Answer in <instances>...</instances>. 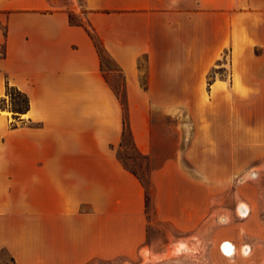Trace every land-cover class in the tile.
Masks as SVG:
<instances>
[{"label":"crops","instance_id":"1","mask_svg":"<svg viewBox=\"0 0 264 264\" xmlns=\"http://www.w3.org/2000/svg\"><path fill=\"white\" fill-rule=\"evenodd\" d=\"M80 9L86 26L48 0H0V101L8 87L28 100L0 110V264H138L152 226L213 216L210 264H264V0ZM88 32L122 75L152 220L117 157L123 109Z\"/></svg>","mask_w":264,"mask_h":264},{"label":"rangeland","instance_id":"2","mask_svg":"<svg viewBox=\"0 0 264 264\" xmlns=\"http://www.w3.org/2000/svg\"><path fill=\"white\" fill-rule=\"evenodd\" d=\"M53 10H66L69 12V21L72 24H85L82 18L77 16L76 11L84 10L81 8V0H48ZM86 26V24H85ZM102 70L107 82L116 90L118 99L124 98L126 105L125 92L123 89V78L118 68L115 66L111 58L106 54H102ZM219 68V67H218ZM222 70L215 71L211 76H227V67H220ZM218 74V75H215ZM19 102L20 106L24 105L23 99L12 93V98L7 96L5 103L0 101V110L7 106L11 110L12 102ZM127 108V107H126ZM13 113V112H12ZM125 116H126V112ZM133 141L126 136L117 150V157L124 168L135 175L145 188L146 210L149 220H152V190L149 185V173L151 167L147 159H143L133 146ZM231 210L229 219H237L236 213L232 210L235 205L228 204ZM236 210V208H235ZM220 218V217H219ZM217 217L213 216L208 219L207 225L198 226L188 231L180 232L168 225L157 224L150 228L149 232V251L144 250L142 259L138 264H210L209 253L213 243V237L217 231L215 221ZM207 262V263H206Z\"/></svg>","mask_w":264,"mask_h":264},{"label":"trees","instance_id":"3","mask_svg":"<svg viewBox=\"0 0 264 264\" xmlns=\"http://www.w3.org/2000/svg\"><path fill=\"white\" fill-rule=\"evenodd\" d=\"M88 33H89L90 38L93 40V43H94V45H95V47L97 49V52H98V55H99V59H100V62H101V68H102V63H103L102 62V54H105L106 55V52L102 48V46L99 43V41L97 40V38L91 32H88ZM212 79H213V77L212 76H209V84L211 83ZM111 88H112V86H111ZM112 89H113V91L115 92V94L117 96L116 90H114V88H112ZM123 89H124V84H123ZM12 93H15L19 98H22L23 99V102H24V105L21 107L20 104H19V102L13 101L12 104H11L12 105L11 112H13L15 114H21V113L25 112L27 110V107H28L27 97L24 94H22L19 91H17L16 89H14L13 87H8L7 88V92H6L7 96H10L12 98ZM117 98H118V96H117ZM123 100H124V98H121L119 100V102H120V104L122 106V109H123L122 140L126 136H128L132 140L131 132H130V128H129V124H128V120H127V113H126V116H125V113H124V112H126V105H125V102H123Z\"/></svg>","mask_w":264,"mask_h":264},{"label":"bare ground","instance_id":"4","mask_svg":"<svg viewBox=\"0 0 264 264\" xmlns=\"http://www.w3.org/2000/svg\"><path fill=\"white\" fill-rule=\"evenodd\" d=\"M231 249H232V248H231L230 245H227V246H226V250H227L228 252L231 251Z\"/></svg>","mask_w":264,"mask_h":264}]
</instances>
